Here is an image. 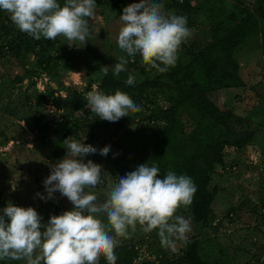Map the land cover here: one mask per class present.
Segmentation results:
<instances>
[{
	"label": "rangeland",
	"instance_id": "1",
	"mask_svg": "<svg viewBox=\"0 0 264 264\" xmlns=\"http://www.w3.org/2000/svg\"><path fill=\"white\" fill-rule=\"evenodd\" d=\"M113 1L119 2L121 13L124 7L139 2L96 0L88 42L83 46L78 41L69 42L64 37H57L54 40L57 46L46 51L55 63L50 72L39 65V45L32 38L31 48L24 50L20 58L8 52L0 53V132L4 134L0 135V142L6 140L0 145V211L8 202L25 208L31 206L46 224L55 208L71 210V202L59 192L47 201L41 200L36 193L47 195L43 181L50 175L49 165L61 160L67 152L62 135L76 117L69 114L67 99L74 90L85 95L94 88L102 90L100 84L104 75L100 68L109 66L112 70L118 57L125 55L117 45L121 22L120 15L111 7ZM187 1L191 36L185 44L193 43L197 49L209 41L216 28L224 29L220 15L243 16L242 6L252 8L253 0H242L241 5H236L235 0ZM159 2L164 4L166 14L183 15L175 0ZM1 22L7 26L3 28ZM261 27L262 23L257 21L255 36L234 53L242 86L222 91L225 107L236 117L251 121L255 127L253 140L242 150L224 149V164L216 166L212 178V185H217L219 192L214 200V218L210 226L194 224L188 208H181L177 213L190 218L192 231L188 234V242L198 241L199 253L206 264H264V220L261 215L264 208V53L260 44ZM19 32L9 15L0 10V45ZM62 52L66 53L62 55ZM134 58H128L129 62ZM189 60L186 49L180 48L177 62ZM138 65L145 73L133 74L136 83L158 74L155 69L146 68L141 58ZM162 82L168 83V77ZM171 96L167 87L148 88L141 98L142 111L137 116L132 117L130 113L129 117L111 122L104 128L88 127L90 131H81L76 140L82 141L86 136L84 143L97 148V153L86 156L85 161L90 159L102 165L110 174L109 181L144 164L153 142L152 133L162 123L155 113L171 103ZM105 146H110V151L107 156H102L99 149ZM99 195L103 198L102 191ZM126 242L133 243L138 249L135 263L176 261L178 252L186 245L177 242V252L173 253L161 246L155 230L144 233L139 226L131 238L122 239L120 244ZM17 264L26 262L20 260Z\"/></svg>",
	"mask_w": 264,
	"mask_h": 264
},
{
	"label": "clouds",
	"instance_id": "2",
	"mask_svg": "<svg viewBox=\"0 0 264 264\" xmlns=\"http://www.w3.org/2000/svg\"><path fill=\"white\" fill-rule=\"evenodd\" d=\"M96 0H0V10L23 33L39 40L64 37L85 45L90 37L89 24L95 15ZM117 35L118 57L113 76L125 72L128 58L139 55L149 70L165 73L175 67L181 45L191 36L187 17L168 15L158 0H139L123 8ZM70 46V45H69ZM104 76L109 66L99 70ZM136 78L125 80L134 86ZM87 108L102 120L117 122L130 113L142 111L139 104L120 90L114 94L99 89L87 92ZM74 139L63 141L66 155L50 164V175L43 181L47 195L56 192L72 204L71 210L51 215L46 224L31 206L12 202L0 211V260H23L26 264H98L103 256L116 264L115 249L139 229L154 230L161 246L177 252V242H188L191 220L178 210L191 206L197 186L190 176L168 170L160 177V168L146 162L135 170L109 181L103 166L85 157L97 153L91 144ZM110 146L99 149L107 156ZM103 192V198L99 192ZM43 229V230H42Z\"/></svg>",
	"mask_w": 264,
	"mask_h": 264
},
{
	"label": "trees",
	"instance_id": "3",
	"mask_svg": "<svg viewBox=\"0 0 264 264\" xmlns=\"http://www.w3.org/2000/svg\"><path fill=\"white\" fill-rule=\"evenodd\" d=\"M59 2L63 5L64 0ZM175 3L183 10V15H187V27H189L191 25L188 19L189 2L175 0ZM237 3L241 5L242 0H235L236 5ZM119 6L118 1L111 3V7L121 15ZM242 8L243 16L231 13L228 17L220 15L224 29L219 31L216 28L209 41L201 48L196 49L193 43L186 45L184 42L180 48L186 49L190 56V60L186 63L178 61L175 67L170 68L171 70L158 73L152 79L135 82L134 86H128L125 80L129 74L145 73V69L138 65V59L141 57L137 55L134 60L128 62L127 70L119 77L113 76L112 70H109L100 84L105 93L114 94L117 90L126 92L139 105L148 88L162 86L171 91V103L155 113V117H158L162 123L152 133L153 142L144 163L155 162L160 168L159 178H163V174L168 170H173L178 175L185 174L193 179L197 192L188 210L194 224L203 227L210 226L214 218L213 206L219 187L212 185V178L216 174V166L224 164V149L231 147L234 150H242L253 140L256 132L251 121L244 117H236L225 107L222 97L225 88L239 87L243 84L238 74V63L234 53L255 36L257 21L262 23L260 44L264 53V0H253L252 8L245 6ZM1 26L4 28L7 25L1 22ZM31 38L28 34L19 32L0 45V53L8 52L13 57L20 58L24 50L31 48V42L34 41L39 45L37 57L39 65L50 72L55 63L53 57L51 58L46 51L50 47L57 46L58 43L44 38L42 40L32 38L31 41ZM65 53L62 52V55ZM164 77H168V83L162 82ZM85 97L84 93L74 90L67 99L69 114L76 117L72 126L64 131L62 138L72 136L78 139L81 131H90L88 127L104 128L111 123L92 113L87 108ZM138 113H131V116H137ZM0 135L4 134L0 132ZM5 141L0 142V145L6 143ZM62 212L55 208L48 218ZM261 215L264 220V214ZM115 253L118 257L116 264H206L199 253L198 241L194 239L186 243L184 249L178 252L177 260L171 262L154 263L146 260L135 263L138 249L131 242L120 244L115 249ZM0 262L17 264L19 261L0 260ZM98 264H108V262L101 256Z\"/></svg>",
	"mask_w": 264,
	"mask_h": 264
},
{
	"label": "built area",
	"instance_id": "4",
	"mask_svg": "<svg viewBox=\"0 0 264 264\" xmlns=\"http://www.w3.org/2000/svg\"><path fill=\"white\" fill-rule=\"evenodd\" d=\"M179 1H182V0H179ZM262 213L264 214V208H263V211H262Z\"/></svg>",
	"mask_w": 264,
	"mask_h": 264
}]
</instances>
